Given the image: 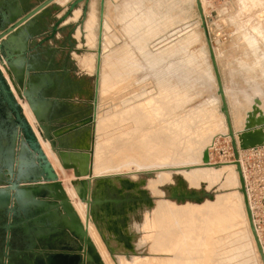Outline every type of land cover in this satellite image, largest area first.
<instances>
[{
	"label": "bare ground",
	"instance_id": "obj_1",
	"mask_svg": "<svg viewBox=\"0 0 264 264\" xmlns=\"http://www.w3.org/2000/svg\"><path fill=\"white\" fill-rule=\"evenodd\" d=\"M25 1L30 3V0ZM68 1L58 0V3L65 4ZM127 1L122 0L114 8L120 9ZM151 1L148 5L157 8L159 4ZM200 1L203 14L207 16V2ZM194 2L198 8V0ZM93 5L94 3L90 10L92 17L89 20L86 18L84 23L90 36L80 42L89 48H95L99 42L100 18ZM111 10L107 11L102 23L98 94L102 100L109 97L111 99L113 94L122 90L124 93V89L135 80L138 73H121V68L116 63L119 47L124 43L114 47L120 38L118 33L113 32L114 23L111 19L116 18V14ZM81 12L82 8L77 6L69 20H78ZM199 17V26H203L200 12ZM179 18L183 19V14H172L165 22L156 21L153 24L154 33L166 31L168 23ZM47 23L44 25L47 26ZM34 24H40V19ZM28 28H24L23 33L35 32L34 27ZM80 30L81 33L83 29ZM76 35H79L78 31ZM202 36L200 29L194 28L188 32L178 40L182 41L177 50L155 59L159 66L157 68L151 67L154 55L174 43L169 41L157 46V49L147 46L142 60L147 61V67L150 66L147 72L153 78L152 85L132 93V96H122L121 104L113 110H107L105 114L100 112L98 105L96 118L92 120L96 122L98 134L94 160L89 152L90 126L84 127L79 135H72L69 142L65 143L67 148L56 151L52 149L39 125L40 119L36 117L28 101L23 99L24 93L11 76L6 62L0 60L2 71L57 172L59 173V168L66 171L63 162L76 161L81 175H75L74 186H64L105 264H264L250 226L236 160L215 162L212 159L211 149L219 136L229 138L228 141L232 142L226 115L221 110V97L217 96L214 105L186 109L195 97L191 93L195 84L213 82L218 94L208 40ZM18 37L20 44L27 43L24 34ZM80 39L78 36V40ZM199 42L200 48L194 49ZM204 47L207 52L202 67ZM213 48L219 64V53L214 45ZM135 50L142 54L139 47L136 46ZM75 56L85 70L86 81L76 93L94 99L95 80L92 81V76L96 74L98 53H75ZM47 81L53 83L54 79L39 75L33 83L42 87ZM255 88L256 91L251 96L252 103L247 110L242 108L244 104L232 99V92L225 91L238 146L241 131L248 126L264 124L263 92L258 85ZM92 112L94 114V110ZM243 120L245 123L241 129L239 125ZM16 147L19 148V145ZM206 151H209L208 160L205 158ZM243 151L239 147V154ZM92 180L95 196L105 198L104 203L94 204L91 211L89 199L85 200V197L88 196L89 182ZM109 187L121 196L125 194L127 187H131L134 202L129 203L120 196L112 198ZM214 188L218 189V193L213 196L211 193L203 194V191ZM179 192L196 193L195 199L173 198ZM258 236L264 248L259 233ZM71 261L72 264H82V254L71 257Z\"/></svg>",
	"mask_w": 264,
	"mask_h": 264
},
{
	"label": "rangeland",
	"instance_id": "obj_2",
	"mask_svg": "<svg viewBox=\"0 0 264 264\" xmlns=\"http://www.w3.org/2000/svg\"><path fill=\"white\" fill-rule=\"evenodd\" d=\"M31 1L33 4L29 5L30 9L46 0ZM73 1L74 0H69L65 4H59L58 0H55L50 3L48 7H46L45 10L48 11L49 15L46 14L40 18L39 27H36L35 32L33 33L35 37L31 38V42L33 43L30 48L31 50L28 48L29 54L35 50L39 51V64H33L34 59L31 54V60L29 59L30 61H28V67L25 69V73L22 72L19 78L20 80H17L15 75H13V77L22 93H24L25 89L29 90V83L33 82L34 79H37L39 75L52 77L54 79L53 84L47 81V83L42 87L40 86L42 88L40 89V92L44 95V98H47V105L45 111L46 116L45 118H41L40 121L38 120L39 125L42 127L44 135L50 141L54 151L67 148L68 145L65 143L69 142L68 140L72 135L77 136L81 133L84 127L90 126L91 148H89V152L91 156L93 155L94 160L95 143L98 140L96 122L92 121L94 99L84 97L76 93L82 89V86L85 85L86 81L85 70L81 68L75 53H97L96 51L98 46L95 48H89L81 44L80 42L84 41V38H82L83 36L80 40H76L75 34L78 28L83 29L93 3V9L97 10V16L100 18L101 0L89 1L87 16L84 17V12H81L82 14L78 20H69L73 14L71 13L67 17L66 14L69 10L70 3ZM121 1L122 0H105V14H108L110 8L112 9L111 12L116 14V18L111 20L114 23L113 32L116 34L118 33L117 35L120 39L115 43L116 45L114 44V47L116 48L124 43L119 47L120 50L115 60L121 68V73L128 74L135 73V71L138 73L135 80H133L132 83L124 89V93L122 90L119 92L120 94L115 93L111 96V99L109 97L105 100H102V98L98 95L97 107L99 105V110L100 112L102 111L101 113L105 114L107 110H113L116 106H119V104H121L120 100H122L123 97H129L132 96V93L135 94L140 90L150 88L153 82L152 76L147 72V68L150 66L147 67V61L144 62L142 60V55L146 53L147 46H150L149 48L151 49H157L169 41H171L169 43H174L154 55L151 67L157 68L158 64L155 62V59L164 53L177 50L180 42L182 41L178 40L183 38V36L185 37L187 33L193 31L194 28L195 30L200 29L203 39L210 37L213 45L219 53V67L224 86L226 87L225 91L232 92V99H237L238 101L236 102L244 104H241L243 106L241 107L244 110H247V108H250V104L252 103L253 97L251 96H253V91H256L255 86L258 85L261 87L263 92L262 96L264 108V0H231V4H224L220 6L207 5V23L205 27L199 26V11L194 0H152L153 2H156L155 4L160 5L156 6L158 11L156 10L157 8L149 6V2L151 0H128L124 6L120 7V9H115L114 7L119 5ZM79 6L83 9L84 2H81ZM106 7L108 9H106ZM175 13L183 14L184 18L180 19L182 18L180 17L179 19L170 21L168 23L167 30L164 32L154 33V25L156 24V21L165 22L172 14ZM64 17H66L65 20L61 22L59 29L52 36L53 25L55 22L63 19ZM37 21H39V19ZM45 22H48L47 26L44 25ZM0 23H3L1 18ZM196 26H198V28ZM95 31L98 34V29ZM198 33L200 35V32ZM37 38L38 40H36ZM136 46L142 50L141 55L136 52ZM253 47H255V49ZM198 48H200V42L194 46V49ZM206 52L207 50L204 47L202 52V67L205 64ZM147 55H149L148 52ZM253 74L255 75L253 76ZM94 80L95 74L92 76V81L94 82ZM138 86H140V88ZM214 87L216 86L213 82H207L201 85L200 83L195 84L194 88L191 90V93L195 97L188 103L186 109L188 110L203 105H214L215 99L217 96H220L217 94V90ZM23 99L28 101L26 96H23ZM195 100L197 101L196 103ZM0 111L8 113L9 110L7 106L3 104ZM1 112L0 122L3 124L4 117H2ZM244 123L245 121L243 120L242 124L239 125V128L242 129L244 127ZM18 133H20V131ZM0 139L2 140V143H6L7 141L6 130L3 129V125H0ZM228 140L230 139L224 136H219V138H217L216 144L213 146L216 160L219 159V155L222 153V150L230 146V141ZM18 142L19 148H17V150L21 147L20 140ZM217 144L218 146H216ZM91 151H93V153H91ZM0 168H2L3 171L6 170L2 166L1 160ZM64 169L66 170L65 172L61 168L58 169L60 180L63 181V184L74 186V169ZM146 175L148 176V174ZM131 189V187H127L125 194L121 196L118 195L115 189L109 187L112 198L114 196L119 198L120 196L129 203L134 202V196L132 195ZM216 192L218 193V189L214 188L203 191V194L208 195L211 193L213 196ZM195 195L196 193L179 192L176 195H173V198L190 200L195 199ZM111 196H108V198ZM104 198L105 197L95 196L93 180L90 181L88 196L85 197V200L89 199L90 210L92 211L94 204L104 203ZM127 198L130 200H127ZM111 250L115 252L112 248ZM112 251L110 253H112ZM56 254L58 255L59 253L56 252Z\"/></svg>",
	"mask_w": 264,
	"mask_h": 264
},
{
	"label": "water",
	"instance_id": "obj_3",
	"mask_svg": "<svg viewBox=\"0 0 264 264\" xmlns=\"http://www.w3.org/2000/svg\"><path fill=\"white\" fill-rule=\"evenodd\" d=\"M53 1L55 0H46L32 9L29 6L14 8L12 17L3 15V23H0V60L3 63L6 62L9 72L12 74L11 76L15 75L17 80H20L19 78L22 74L20 68L22 57L27 59L28 53L27 43L25 44L24 42V45L20 44L18 36L24 34V40L27 39L28 41L31 34L23 33L24 28L27 29L29 26L36 28L34 22L48 14L45 9ZM83 1L86 2L84 17L87 16V5L90 0H74L70 3L66 17L71 13L73 14L77 5ZM32 4L33 2L30 0L29 5ZM198 8L205 27L207 21L203 14L200 0H198ZM104 16L105 0H101L93 120L96 118L99 94L102 53L101 37ZM66 17L55 22L52 27V36L57 32L59 25ZM207 40L217 78L218 94L222 100L221 110L226 115L232 137V146L240 173L241 192L244 194L250 226L264 263V248L254 225L245 177L239 162V147L241 150H246L264 144V124L248 126L241 131L239 133L240 144L238 146L213 43L210 37ZM40 89L42 88L35 82H30L29 90H24V96L27 97L30 107L39 119L45 118L47 105V98H44ZM0 93L4 102L15 113V120L17 121V123L13 124V146L17 138L21 142V147L18 151H15L13 146L9 148L10 150H6L3 149L2 140L0 139V160L2 166L6 169L4 171L5 177L0 176V264H37L35 259L40 257L46 258L48 261L46 264H60L56 259L70 258L69 253H74V255L82 254V264H105L97 246L75 209L63 181L60 180L59 173L45 153L33 126L25 116L22 105L1 68ZM9 115L11 117V112ZM19 131L20 133H18ZM205 158L209 159V151L205 152ZM63 166L65 168H73L75 175H81L76 161L63 162ZM59 251L68 252V255H57L56 252Z\"/></svg>",
	"mask_w": 264,
	"mask_h": 264
},
{
	"label": "built area",
	"instance_id": "obj_4",
	"mask_svg": "<svg viewBox=\"0 0 264 264\" xmlns=\"http://www.w3.org/2000/svg\"><path fill=\"white\" fill-rule=\"evenodd\" d=\"M224 4H231V0H207V5L211 6ZM211 153L215 162L236 160L231 141L230 146L222 150L218 160L214 155V147ZM239 161L245 177L254 225L264 243V144L240 152Z\"/></svg>",
	"mask_w": 264,
	"mask_h": 264
},
{
	"label": "crops",
	"instance_id": "obj_5",
	"mask_svg": "<svg viewBox=\"0 0 264 264\" xmlns=\"http://www.w3.org/2000/svg\"><path fill=\"white\" fill-rule=\"evenodd\" d=\"M27 3H26V1L25 0H0V18L2 19L3 18V15H6V16H10V15H12V10L15 8H24L25 7V5H26ZM28 6H29V4H27ZM30 7V6H29ZM92 17V15H88V17H87V20H89V18H91ZM87 23H88V21H87ZM39 26V24H37V26L36 27H38ZM78 32H79V35H76L75 34V38L78 40V36H80V37H82V38H88L90 35H88L87 33V27H83V31L80 33V29H78L77 30ZM77 33V32H76ZM33 37H35L33 34H31V36L29 37V39H28V42H27V48H31V46H32V42H31V38H33ZM36 40H38V38L36 39ZM28 49V50H29ZM31 50V49H30ZM30 52V51H29ZM31 54H32V58L34 59L33 61V64H35V65H38L39 64V57H40V55H39V51L38 50H35V51H33V52H31L30 54L28 53L27 54V59L26 58H24V57H22V62H21V66H20V68H21V71L22 72H24L25 73V69H27V67H28V64H29V62L28 61H30L31 59H30V57H31ZM90 53H88V55H89ZM30 59V60H29ZM31 64H32V61H31ZM53 84V83H52ZM52 84H51V86H52ZM38 251V250H37ZM59 254H67L68 252H62V251H59L58 252ZM68 255V254H67ZM69 255H70V258H57L56 260L60 263V264H64V262L65 261H67V262H65V263H67V264H72V261H71V257H73V256H75L74 255V253H69ZM69 261V262H68ZM35 262L37 263V264H46L48 261L46 260V258H43V257H40V258H37V259H35Z\"/></svg>",
	"mask_w": 264,
	"mask_h": 264
},
{
	"label": "flooded vegetation",
	"instance_id": "obj_6",
	"mask_svg": "<svg viewBox=\"0 0 264 264\" xmlns=\"http://www.w3.org/2000/svg\"><path fill=\"white\" fill-rule=\"evenodd\" d=\"M83 2H84V6H83L82 10L84 12L85 9H86V2L85 1H83ZM79 5L80 4H78L77 6H79ZM88 7H89V4L87 5V8ZM3 104H5L7 106L9 111H8V113H6V112L4 113L3 111L2 112L0 111L2 117H4L3 124H2V122H0V125H3V129L6 130V139H7L6 143L4 142L5 144L2 143V146L4 145L3 149L8 150L10 147L13 146V142H12L13 124L17 123V121L15 120V113L12 112L11 109L8 107V105L4 102L3 96L0 93V110H1V108L3 106ZM10 112H11V117L9 115ZM1 135H3V134H1ZM18 141H19V138H17V141H16L17 143L15 142V144L13 146L15 151H17L16 145H19ZM0 176L4 178V171L2 170V168H0Z\"/></svg>",
	"mask_w": 264,
	"mask_h": 264
}]
</instances>
